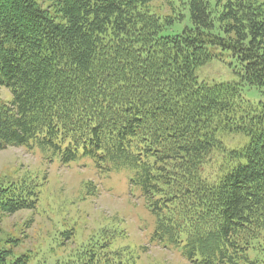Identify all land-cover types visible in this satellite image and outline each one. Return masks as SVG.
Wrapping results in <instances>:
<instances>
[{
    "label": "trees",
    "instance_id": "trees-1",
    "mask_svg": "<svg viewBox=\"0 0 264 264\" xmlns=\"http://www.w3.org/2000/svg\"><path fill=\"white\" fill-rule=\"evenodd\" d=\"M224 53L238 81H200L197 69ZM244 86L264 91V0L0 3V88L11 94L0 150L125 170L154 216L152 239L192 264H264V103ZM227 135L244 145L225 146ZM36 186L0 185V212L35 209ZM72 231L59 230L58 247ZM112 237L17 254L10 238L0 264H134Z\"/></svg>",
    "mask_w": 264,
    "mask_h": 264
},
{
    "label": "rangeland",
    "instance_id": "rangeland-1",
    "mask_svg": "<svg viewBox=\"0 0 264 264\" xmlns=\"http://www.w3.org/2000/svg\"><path fill=\"white\" fill-rule=\"evenodd\" d=\"M159 5L162 2L154 3L155 7ZM8 8H5L7 12ZM165 8L160 12L169 13ZM196 74L200 81L209 84L239 79L236 61L228 53L199 67ZM242 93L252 103H264V91L244 86ZM0 99L6 102L11 99L3 87ZM240 139L237 135L222 137L229 148L242 147L245 142H239ZM215 167L213 159L206 170L209 168L212 172ZM128 178L125 170L100 173L88 158L63 164L57 159H47L36 148L9 146L0 150V185L29 182L37 185L38 191L35 209L0 212V247L8 248L5 241L14 238L17 243L12 250L16 254L27 250L42 253L47 248L51 253H61L107 229L113 236L111 247L129 250L134 264H192L181 255L180 248L152 239L154 216L145 207L139 190L130 186ZM87 187L92 190L91 194ZM63 227L73 231L61 248L56 237L63 239L59 235Z\"/></svg>",
    "mask_w": 264,
    "mask_h": 264
}]
</instances>
